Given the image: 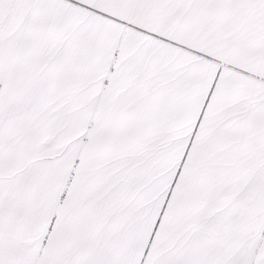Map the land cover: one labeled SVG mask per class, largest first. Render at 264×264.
Segmentation results:
<instances>
[{
	"label": "snow or ice",
	"instance_id": "snow-or-ice-1",
	"mask_svg": "<svg viewBox=\"0 0 264 264\" xmlns=\"http://www.w3.org/2000/svg\"><path fill=\"white\" fill-rule=\"evenodd\" d=\"M0 264H264V0H0Z\"/></svg>",
	"mask_w": 264,
	"mask_h": 264
}]
</instances>
